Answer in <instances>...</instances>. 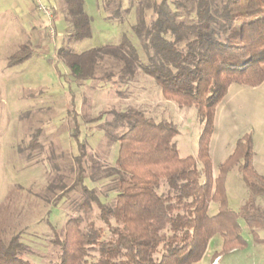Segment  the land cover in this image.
Returning a JSON list of instances; mask_svg holds the SVG:
<instances>
[{
    "label": "trees",
    "instance_id": "trees-1",
    "mask_svg": "<svg viewBox=\"0 0 264 264\" xmlns=\"http://www.w3.org/2000/svg\"><path fill=\"white\" fill-rule=\"evenodd\" d=\"M61 1L69 39L76 42L89 37L91 19L84 1ZM98 2L106 18L120 22L127 20L135 4L131 30L141 43L145 61L139 62L126 38L119 44L80 53L60 47L57 59L71 77L78 81L92 78L107 60L121 65V76L131 77L140 70L155 80L165 100L194 107L203 126L196 156L180 157L173 142L178 133L175 124L156 122L140 107L113 111V121L123 130L117 135L105 131L109 142L118 145L115 166L107 173L116 174L112 184L115 195L107 200V193L99 195L98 188L81 187L86 177L85 146L78 138L75 120V176L61 196L78 187L83 189L82 209L87 212L94 203L103 225H95L92 219L82 224L80 217L68 218L61 237L52 241L59 246V254L58 261L50 264H195L215 234L222 237V251L242 248L246 241L239 218L251 235L264 229V209L254 201L264 196V176L253 166V135L244 132L236 139L232 152L218 165L216 176L209 142L216 105L229 85L255 87L264 81V0ZM51 11L54 14V6ZM30 56L29 46L22 43L8 57L6 66L19 65ZM111 75L106 73V77ZM27 147H38L36 134ZM233 168L249 194L237 211L228 207L225 189L227 174ZM211 202L218 206L213 215L208 214ZM20 233L6 235L0 228V264H31L19 254L27 248L19 239ZM218 256L214 252L212 261Z\"/></svg>",
    "mask_w": 264,
    "mask_h": 264
},
{
    "label": "rangeland",
    "instance_id": "rangeland-1",
    "mask_svg": "<svg viewBox=\"0 0 264 264\" xmlns=\"http://www.w3.org/2000/svg\"><path fill=\"white\" fill-rule=\"evenodd\" d=\"M83 1L91 19V35L75 42L69 39L61 0H0V228L6 235L21 232L19 239L27 248L19 254L31 264L58 261L59 246L52 241L61 237L68 218L80 217L82 224L92 219L95 225H103L94 203L89 211L82 209L83 189L78 187L61 196L75 176L77 142L72 137L75 120L78 138L85 146L86 177L81 187L98 188L99 195L107 193V200L115 195L112 184L116 174L107 173L115 166L118 145L109 142L105 131L117 135L123 130L113 121V111L140 107L156 122L175 124L178 133L173 142L180 157L196 156L203 126L194 107L165 100L155 80L140 70L131 77L121 76V65L107 60L92 78L78 81L71 77L57 59L60 47L80 53L104 44H119L126 38L139 62L145 61L141 43L131 30L135 4L127 20L120 22L106 18L98 0ZM40 5L48 9L54 6L52 19L39 9ZM20 43L29 46L31 56L19 65L6 66L8 57ZM106 73L112 75L106 77ZM244 95L238 101L240 105L248 102V111L235 104L225 118L218 120L211 145L214 176L223 156L233 150L236 137L249 131L253 147L255 141L254 162L264 172V81L255 92ZM251 95L256 103L253 106V101L249 104ZM34 134L38 147L30 149L27 146ZM197 165L201 166L199 162ZM225 189L228 207L234 211L249 197L236 168L227 174ZM254 201L264 209V196H257ZM217 208V203L211 202L208 214H215ZM238 224L246 241L242 248L222 251V237L215 234L206 255L195 264H212L210 255L214 252L219 256L213 264H264V229L251 235L241 218Z\"/></svg>",
    "mask_w": 264,
    "mask_h": 264
},
{
    "label": "crops",
    "instance_id": "crops-1",
    "mask_svg": "<svg viewBox=\"0 0 264 264\" xmlns=\"http://www.w3.org/2000/svg\"><path fill=\"white\" fill-rule=\"evenodd\" d=\"M20 44H22V43H20ZM19 44V45H20ZM18 45V46H19ZM17 46V47H18ZM17 49V48H16ZM15 49V50H16ZM261 86V84L260 85H258V86H255V87H250L251 89H246L244 86H242V85H236V84H230L229 85V87H228V89H227V92H226V94H225V96L220 100V102L216 105V108H215V114H214V128H213V132H212V135H211V138H210V142H209V155H210V158H211V160H212V170H213V165H214V161H213V157H212V155H211V145H212V142H213V140H214V138L216 137V127H217V124H218V120H222V118H225V116L226 115H228L229 113H230V111L233 109L232 108V106H234L235 104H236V107H239V108H241V109H246L247 110V108H246V105H248V102L247 103H244V102H241V105H240V102L238 101V98H240V99H244V94H249L250 95V93L251 92H255L259 87ZM253 88V89H252ZM254 95H251L250 97H249V104L253 101V99H254V97H253ZM262 98V97H261ZM264 100V99H263ZM256 103H255V101H253L252 103H251V105L253 106V105H255ZM263 104H264V101H263ZM244 107V108H243ZM244 109V110H245ZM248 111V110H247ZM222 117V118H221ZM239 136H240V134H239ZM239 136H237L236 137V139L239 137ZM254 138H255V134H254ZM236 141V140H235ZM235 144V143H234ZM254 151H255V141H254ZM232 152V151H231ZM230 152V153H231ZM229 153V154H230ZM229 154H226L227 156L229 155ZM226 155H224L223 157H227ZM256 155V152H254V156ZM253 156V157H254ZM225 158H224V160H225ZM223 160V161H224ZM253 166H254V168L256 169V171L258 172V173H260L261 175H263L264 176V172L261 170V169H259L257 166H256V164H255V162H254V159H253ZM261 168H263V167H261ZM206 253H207V250H206V252H205V254L203 255V257L206 255ZM213 255V254H212ZM212 255H210V258H211V263L213 264L214 263V261H212ZM202 257V258H203Z\"/></svg>",
    "mask_w": 264,
    "mask_h": 264
},
{
    "label": "built area",
    "instance_id": "built-area-1",
    "mask_svg": "<svg viewBox=\"0 0 264 264\" xmlns=\"http://www.w3.org/2000/svg\"><path fill=\"white\" fill-rule=\"evenodd\" d=\"M39 1V0H38ZM39 9L42 11V12H44L45 13V15L48 17V18H50V19H52V11H51V9L49 8H47V7H44V6H39ZM50 32L51 33H53V29L52 28H50Z\"/></svg>",
    "mask_w": 264,
    "mask_h": 264
}]
</instances>
